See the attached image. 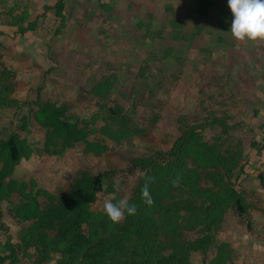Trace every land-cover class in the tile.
Masks as SVG:
<instances>
[{
  "label": "rangeland",
  "instance_id": "rangeland-1",
  "mask_svg": "<svg viewBox=\"0 0 264 264\" xmlns=\"http://www.w3.org/2000/svg\"><path fill=\"white\" fill-rule=\"evenodd\" d=\"M19 8L14 4L3 8L0 3V41L4 46L1 62L14 72L13 98L22 104L17 113L12 107L0 109V139L16 131L31 144L34 154L21 161L12 179L26 183L33 180L41 189L61 193L80 171L107 173L98 200L92 205L93 211L104 212L105 201H120L132 195L140 176V169L133 165L136 159L168 158L181 135L179 129L210 118L213 103L223 98L224 76L214 71L219 67L222 70L224 60H216L220 65L214 63L208 53L210 44L198 43L191 26L178 25L174 11L148 13L143 6L116 10L111 5L104 8L105 14L83 19V23L78 19L71 28L60 25L62 20L48 24L40 28L41 40H30L34 36H25L18 32L17 25H12L24 11L22 5ZM106 79L111 82L108 96L92 94ZM37 100L68 106V114L80 121V127L88 122L87 128L96 130L88 135L90 142L102 140L99 131L107 120L106 111L114 106L123 109L130 128L141 126L154 138L146 143L135 137L120 143L107 140V151L101 156L85 154L82 143L60 156L47 155L42 128L34 120L27 131L19 127L20 118L28 114L29 108L37 109ZM115 125L117 129L121 123ZM187 163L191 165L192 159ZM110 187L112 192L106 194ZM18 200L14 193L0 202L1 247L8 238L13 244L18 242L20 225L12 213ZM38 201L42 206L46 204L42 196ZM261 211L256 223L239 218L238 226L232 229L235 233L229 229L228 235H217L218 240L230 245L235 264H264V207ZM193 235L187 234L186 238L193 239ZM213 256L212 249L206 261ZM23 258L24 263L19 264H31V259ZM203 260L201 254L192 253V264H202Z\"/></svg>",
  "mask_w": 264,
  "mask_h": 264
},
{
  "label": "trees",
  "instance_id": "trees-1",
  "mask_svg": "<svg viewBox=\"0 0 264 264\" xmlns=\"http://www.w3.org/2000/svg\"><path fill=\"white\" fill-rule=\"evenodd\" d=\"M62 10L58 0L55 11L60 18ZM28 17V12L23 11L12 24L21 34L36 28L37 22L23 26ZM3 49L0 41V109L12 107L17 113L22 104L13 98L15 75L1 62ZM110 88L111 82L106 79L96 85L92 94L106 98ZM35 106L36 110L29 108L28 114L20 118L19 127L27 131L34 120L44 131L47 155L60 156L82 143L85 154L101 156L107 151V140L120 143L135 137L146 143L154 138L141 126L130 128L118 106L106 111L107 120L99 131L103 138L97 142L88 140L96 130H89L88 122L80 127V121L68 114L65 104L37 100ZM193 122L179 129L181 135L165 160L134 161L140 176L127 200L136 205L137 211L135 215L125 213L118 223H113L105 212L92 210L107 173L80 171L65 192L52 193L39 188L33 180L26 183L11 178L21 161L32 157L34 149L16 131L1 138L0 202L18 194L12 213L20 233L17 244L8 238L0 246V264L24 263L23 257L31 259V264H192V253L203 256L202 264H235L230 245L218 240L217 235L223 231L229 208L239 213L245 209L225 183L227 173L210 171L211 167L224 166L225 161L216 145L218 139L213 135L207 138L206 134L213 133L217 126L224 127V120L213 113L210 118ZM116 123L121 125L114 129ZM190 158L191 165L187 163ZM145 183L153 200L150 206L142 197ZM108 192H112L111 187ZM38 196L45 199L44 206ZM191 233L194 237L188 240L186 235ZM212 249L214 256L207 262L205 256Z\"/></svg>",
  "mask_w": 264,
  "mask_h": 264
},
{
  "label": "crops",
  "instance_id": "crops-1",
  "mask_svg": "<svg viewBox=\"0 0 264 264\" xmlns=\"http://www.w3.org/2000/svg\"><path fill=\"white\" fill-rule=\"evenodd\" d=\"M61 2L63 17L60 18L55 11L58 0H0L3 8L14 4L18 10L22 5V9L29 14L28 21L23 23L24 27L29 22H37L34 31L24 34L34 36L30 40L37 38L41 40L40 28L48 24H57L62 20L60 25L66 24L71 28L76 25L78 19L82 20L81 23L83 19H93L100 13L105 14L104 8H110L112 5L117 7L116 10L121 8L135 10L143 6L148 13L174 11L178 25L191 26L192 31L198 35V43L210 44L209 57L214 61L224 60L222 70L219 67L214 71L216 75L220 73L224 76L221 85L224 92L218 93V95L221 93L223 98H219L218 103L214 102V110L212 109L217 118L224 120V127H215L209 136L213 135L218 139L216 145L219 146L218 151L225 161L224 166L211 167L210 171H218L222 175L227 173L225 183L235 192V199L241 200L245 209L244 213H239L232 207L228 209L225 216L227 222L222 233L228 235L229 229L231 233H235L232 229L238 226L239 218L248 220L250 224L251 220L256 223L264 207L262 183L264 42L238 41L232 37L230 32L232 15L227 0H61ZM215 44H220L221 47ZM214 63L220 65L217 61Z\"/></svg>",
  "mask_w": 264,
  "mask_h": 264
},
{
  "label": "clouds",
  "instance_id": "clouds-1",
  "mask_svg": "<svg viewBox=\"0 0 264 264\" xmlns=\"http://www.w3.org/2000/svg\"><path fill=\"white\" fill-rule=\"evenodd\" d=\"M227 6L232 15L230 32L235 40L264 42V0H227ZM142 197L147 205L153 204L147 183L142 189ZM103 210L113 223H118L125 213L135 215L137 208L127 199H121L117 203L105 201Z\"/></svg>",
  "mask_w": 264,
  "mask_h": 264
},
{
  "label": "built area",
  "instance_id": "built-area-1",
  "mask_svg": "<svg viewBox=\"0 0 264 264\" xmlns=\"http://www.w3.org/2000/svg\"><path fill=\"white\" fill-rule=\"evenodd\" d=\"M262 183H263V189H264V168H263V178H262Z\"/></svg>",
  "mask_w": 264,
  "mask_h": 264
}]
</instances>
